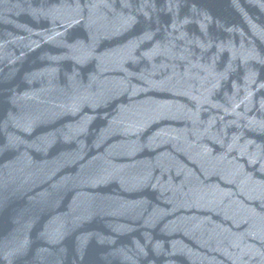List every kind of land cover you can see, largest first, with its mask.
<instances>
[{"label": "water", "instance_id": "obj_1", "mask_svg": "<svg viewBox=\"0 0 264 264\" xmlns=\"http://www.w3.org/2000/svg\"><path fill=\"white\" fill-rule=\"evenodd\" d=\"M0 264H264V0H0Z\"/></svg>", "mask_w": 264, "mask_h": 264}]
</instances>
